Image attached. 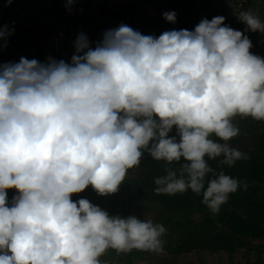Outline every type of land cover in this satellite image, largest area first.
Returning a JSON list of instances; mask_svg holds the SVG:
<instances>
[{"label":"clouds","instance_id":"1","mask_svg":"<svg viewBox=\"0 0 264 264\" xmlns=\"http://www.w3.org/2000/svg\"><path fill=\"white\" fill-rule=\"evenodd\" d=\"M162 15L176 23L175 11ZM239 19L245 32L264 33L251 12ZM224 21L158 37L120 24L95 47L80 33L70 62L0 64V264H102L108 249L163 251V225L72 200L89 186L116 193L145 153L178 165L154 179L156 194L191 190L219 213L241 182L209 161L249 159L228 143L239 134L233 120L264 121V57ZM11 34L0 27V41ZM9 189L18 193L11 201Z\"/></svg>","mask_w":264,"mask_h":264},{"label":"crops","instance_id":"2","mask_svg":"<svg viewBox=\"0 0 264 264\" xmlns=\"http://www.w3.org/2000/svg\"><path fill=\"white\" fill-rule=\"evenodd\" d=\"M86 1L91 6H87V19L81 21L80 12L74 6L73 0L71 3H69V0H12L11 4H8L6 0H0V27L6 26L12 33L7 37L6 41H0V43H6V47L0 49V64L7 62L18 63L21 57H26L29 60L36 59L40 62H46L48 57H52L56 60L63 59L66 62H70L75 51L74 41L80 33L86 34L92 42L91 46L95 47L96 42L102 40L103 33L106 30L116 28L120 24H126L143 35L158 37L164 31L172 29L192 31L202 19L211 20L216 16L225 17L224 23L226 25L234 30L244 32L253 44L250 51L255 55L264 57V33L245 32L247 25L239 19L240 13L246 11L251 12L264 22V0ZM239 2H242V7L238 6ZM167 11H175L177 14L176 23H170L163 18L162 14ZM39 19H43L44 28L38 22ZM80 23L82 24L81 27L78 26ZM257 138V143H259L261 139L259 136ZM257 143L255 142L254 144L257 145ZM142 165L128 172L117 194L121 192L123 194L127 193L126 190L129 187H133L130 182L142 180L143 176L148 173L146 167ZM131 172L135 176H129ZM141 175H143L142 178ZM7 192L9 201L14 195L18 194L15 189H9ZM110 196H100L89 186L83 192L74 194L72 200L76 201L80 198L87 199L89 197V199L93 198V205L101 206L102 203L112 202ZM114 209L117 210L116 207ZM118 214L122 217L135 215L140 218L139 215L133 214L132 211H129L128 215H122L120 212ZM186 214V209L172 208L170 210L171 224L168 223L166 226L165 236L162 239L169 238L171 241H175L179 238L181 231L177 225L181 224ZM155 217L151 216V220H155ZM165 219L167 217L159 218V222L157 220L153 221L154 223L164 224ZM230 247H227V243L215 246L212 249H209L208 246H196L175 256L168 253L163 241V251L159 253L136 249L130 252H117L114 249H108L100 257V260L102 264H145V262L150 261L151 264H157V262L159 263L158 255L186 257L190 253L205 252L208 254L218 253L221 257H226L223 260L224 262L229 263L230 261L229 264H239L236 259L233 260L228 255L232 252H244L246 255L249 253H253L254 256L260 254L261 257L251 264H264L262 257L264 256V237H247L244 240L240 238L239 240H234ZM231 260H233L232 263Z\"/></svg>","mask_w":264,"mask_h":264},{"label":"rangeland","instance_id":"3","mask_svg":"<svg viewBox=\"0 0 264 264\" xmlns=\"http://www.w3.org/2000/svg\"><path fill=\"white\" fill-rule=\"evenodd\" d=\"M252 122H254V119L251 117L242 118L238 116L234 118L233 123L234 126L239 129V134L229 142L232 143V147L238 149H249L255 142H258L256 138L259 136L261 139L259 140L260 142L257 143V145L254 144L251 149L252 151L250 154H252L253 156L248 155L251 160L253 159L252 165L254 166V164H256L257 167L255 166V169H253V166L251 167L250 163L249 165L243 166L242 164H240V160L237 161L233 166L229 167L228 165L220 164L219 161L222 158H218L217 160L209 161L211 167L217 173L223 171L225 172V174L237 178L240 182H244L246 180L245 178L254 176L257 178L259 175L264 174V121H262L261 123L256 122V124H252ZM212 139L217 140L218 138L213 136ZM220 142L223 143V141ZM246 152L247 151H245V153ZM141 161L143 163L142 166L146 167L148 173L143 176V179L139 183L135 181L130 182L131 186L133 185V187H129L127 193L123 194V192H121L117 194V192L121 189L119 188L116 193L111 194L110 198L112 202L108 201L106 202V204L102 203L101 206L99 205L101 209L106 210L110 215H117L118 212H120L122 215H128L129 211H132L133 214L139 215L140 219L145 220H151V216H156V219L153 220H157L159 222V218L163 219L167 216H170V213H168L167 209L165 208V204L162 203L163 201L186 202L190 203V205H193L191 203L195 202L198 196L192 193L191 190L183 194L177 193L175 195H158L154 191V189L157 187V185H155L154 183V179L161 175H164L166 167L178 168L177 164L173 163L172 165H168L165 161H156L148 155L144 156ZM258 162L259 164H257ZM129 176L133 177L135 176V174L131 172ZM258 184L259 182H256V185ZM138 185H140L139 187L141 188V191L139 190ZM147 191L151 193L150 196L152 197L150 198L149 196L145 199L142 193ZM257 195L258 197L263 196V193H258ZM87 199H89V197H87ZM257 199L261 200L263 198L259 197ZM92 200L93 198L89 199V201L93 204ZM115 207L117 210L114 209ZM155 223L158 224L157 222ZM228 256L233 260L236 259L237 263L239 264H251L253 261L261 257L260 254L254 256L253 253H249L246 255L244 252H232ZM262 257L264 260V256ZM225 258L224 256L221 257V255L218 253L208 254L205 252L190 253L186 257H168L165 255H158L159 263L157 262V264H229L230 261L229 263L223 261ZM233 260H231V263ZM145 264H151V261L145 262Z\"/></svg>","mask_w":264,"mask_h":264},{"label":"trees","instance_id":"4","mask_svg":"<svg viewBox=\"0 0 264 264\" xmlns=\"http://www.w3.org/2000/svg\"><path fill=\"white\" fill-rule=\"evenodd\" d=\"M228 143L233 146L232 143ZM245 151H247L246 153L249 156H253L250 154L251 150L243 149L242 152ZM146 155L147 153L144 156ZM252 161L253 159L251 160L250 158L240 160V164L245 166L250 163L252 167ZM255 166L256 164H254L253 169H255ZM245 179L244 182H241V187L235 193L229 195L227 203L221 206L218 214H213L202 203V195L198 196L195 202L191 203L193 205L186 202L163 201L162 203L165 204L168 213H170L172 208L186 209L187 211L181 224H174L181 231L179 238L175 241H171L169 238L162 239L168 253L176 256V254L191 247L208 246L209 249H212L224 243H227V247H230L234 240H239L240 238L244 240L247 237H264V174L259 175L257 178L254 176ZM256 182H259V184L256 185ZM244 184L247 185L246 188L243 187ZM258 193H263V196H259L263 199H257L259 198ZM142 194L146 199L151 193L147 191ZM171 220L170 216H167L164 224H159L167 229L166 226L168 223L171 224Z\"/></svg>","mask_w":264,"mask_h":264},{"label":"built area","instance_id":"5","mask_svg":"<svg viewBox=\"0 0 264 264\" xmlns=\"http://www.w3.org/2000/svg\"><path fill=\"white\" fill-rule=\"evenodd\" d=\"M73 1H74V6L80 12L81 21H85L87 19V12H88L87 6H91V5L87 3L86 0H73ZM242 5H243L242 2L238 3L239 7H242ZM38 22L41 23L42 27L44 28L43 19H39ZM78 26L81 27L82 24L80 23Z\"/></svg>","mask_w":264,"mask_h":264},{"label":"flooded vegetation","instance_id":"6","mask_svg":"<svg viewBox=\"0 0 264 264\" xmlns=\"http://www.w3.org/2000/svg\"><path fill=\"white\" fill-rule=\"evenodd\" d=\"M256 122H260V123H261L262 121L254 120V122H252V124H256ZM142 164H143V163H142V161H141L138 167H140ZM130 170H131V169H130ZM130 170H129V171H130ZM142 176H143V175H141V178H142ZM142 179H143V178H142ZM140 181H141V179L138 180V181H136V182L139 183ZM125 184H126V183H125ZM127 185H128V184H127ZM126 192H127V190H126Z\"/></svg>","mask_w":264,"mask_h":264}]
</instances>
